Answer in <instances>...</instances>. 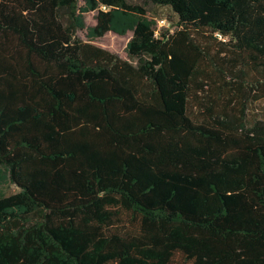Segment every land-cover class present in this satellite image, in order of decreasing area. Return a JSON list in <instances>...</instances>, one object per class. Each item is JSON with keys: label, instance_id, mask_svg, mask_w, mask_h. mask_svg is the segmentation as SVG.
Instances as JSON below:
<instances>
[{"label": "trees", "instance_id": "obj_1", "mask_svg": "<svg viewBox=\"0 0 264 264\" xmlns=\"http://www.w3.org/2000/svg\"><path fill=\"white\" fill-rule=\"evenodd\" d=\"M80 1L0 0V264H264V0Z\"/></svg>", "mask_w": 264, "mask_h": 264}, {"label": "rangeland", "instance_id": "obj_2", "mask_svg": "<svg viewBox=\"0 0 264 264\" xmlns=\"http://www.w3.org/2000/svg\"><path fill=\"white\" fill-rule=\"evenodd\" d=\"M133 2L142 3V0H131ZM83 0L80 4L83 5ZM148 13L146 17L155 22L157 27L161 26L160 19L166 18L167 22L163 29H169L171 32L178 29V15L169 7H164L156 4H148L146 6ZM103 9H107L103 7ZM97 23V11H87L83 13V26L77 30V35L84 40H88L91 35V29ZM133 36V31L129 30L125 34H120L115 31H109L101 39L94 41L97 45L111 49L121 58L132 61L129 55L128 45ZM198 39L209 46V33H196ZM209 93L212 94L211 85L207 86ZM254 117L264 118V97L249 103L248 114L246 121L250 122ZM19 190V187L12 183L6 173L5 168L0 164V196L10 195Z\"/></svg>", "mask_w": 264, "mask_h": 264}, {"label": "built area", "instance_id": "obj_3", "mask_svg": "<svg viewBox=\"0 0 264 264\" xmlns=\"http://www.w3.org/2000/svg\"><path fill=\"white\" fill-rule=\"evenodd\" d=\"M102 7H105V8H106L105 5H103ZM160 22H161V26L158 27V30H160V28H162V27L165 26V24H166V22H167V19H166V18H162V19H160Z\"/></svg>", "mask_w": 264, "mask_h": 264}]
</instances>
